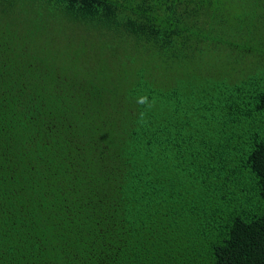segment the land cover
<instances>
[{"label":"trees","instance_id":"trees-1","mask_svg":"<svg viewBox=\"0 0 264 264\" xmlns=\"http://www.w3.org/2000/svg\"><path fill=\"white\" fill-rule=\"evenodd\" d=\"M0 264H264V0H0Z\"/></svg>","mask_w":264,"mask_h":264}]
</instances>
